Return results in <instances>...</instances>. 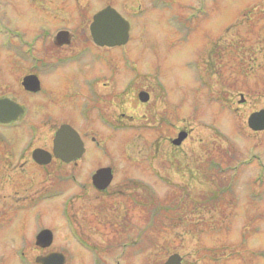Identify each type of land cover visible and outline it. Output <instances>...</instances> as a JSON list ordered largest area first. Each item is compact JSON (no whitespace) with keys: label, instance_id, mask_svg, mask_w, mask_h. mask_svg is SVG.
<instances>
[{"label":"rangeland","instance_id":"1","mask_svg":"<svg viewBox=\"0 0 264 264\" xmlns=\"http://www.w3.org/2000/svg\"><path fill=\"white\" fill-rule=\"evenodd\" d=\"M6 1L0 17L9 27L27 37L49 28L41 43L45 37L51 43L61 28L73 35L83 27L89 39L92 15L106 6L132 23L129 41L105 52L112 55L106 62L115 79L104 88L112 99L103 100V110L127 118L126 129L99 125L93 132L103 145L102 164L115 166L116 181L131 172L137 188L151 191L152 205L173 210L166 231L160 235L158 227L157 237L135 245L128 253L135 256L123 264H162L173 253L181 264H264V179L255 182L264 167V131L247 124L252 112L264 109V0ZM73 37V44L80 43ZM131 78L134 94L124 90ZM139 88L149 93L148 102L138 100ZM149 109L169 118L160 140L161 131L143 119ZM127 114L136 119L122 116ZM177 128L188 136L176 147L170 138ZM85 161L86 171L96 165ZM227 165L236 168L226 174ZM208 196L216 199L207 202ZM80 256L87 264L94 257L89 251Z\"/></svg>","mask_w":264,"mask_h":264},{"label":"flooded vegetation","instance_id":"2","mask_svg":"<svg viewBox=\"0 0 264 264\" xmlns=\"http://www.w3.org/2000/svg\"><path fill=\"white\" fill-rule=\"evenodd\" d=\"M5 3L0 0L2 8ZM41 28L42 33L27 37L0 17V264H41L37 260L55 254L62 255L63 264H87L80 256L84 251L94 255L90 264L128 263L137 241L157 237L152 226L158 219L152 216L151 192L137 188L131 172H121L116 181L115 166L102 164L103 145L93 132L99 125L123 129L128 122L103 110V100L112 99L104 88L115 79L114 66L106 62L112 55L105 52L120 46L94 43L90 23L89 39L85 28L74 29L81 44H73L74 33L63 28L51 43L47 37L41 43L51 33ZM61 31L68 33V43L56 40ZM133 80L125 82V91L135 90ZM140 91L147 92L139 88L136 95ZM143 119L161 131L160 140L169 118L149 109ZM86 157L96 164L89 171ZM104 167L111 169V179L101 187L94 176ZM137 209L143 213L136 231ZM163 215L160 235L166 231ZM9 234L19 239L6 241ZM119 246L116 254H105Z\"/></svg>","mask_w":264,"mask_h":264},{"label":"water","instance_id":"3","mask_svg":"<svg viewBox=\"0 0 264 264\" xmlns=\"http://www.w3.org/2000/svg\"><path fill=\"white\" fill-rule=\"evenodd\" d=\"M90 33L93 41L98 45L115 46L125 43L128 39V23L110 6H107L99 10L93 16V20L90 24ZM56 40L58 43H68V33L61 31L57 34ZM139 99L142 102L147 101L148 94L145 92L139 93ZM242 101V100H241ZM248 127L253 131L264 130V109L250 114L247 119ZM60 136L64 137V131L60 132ZM187 133L180 131L175 139L172 140V144L180 145L186 138ZM110 168L99 169L94 176L101 187H106L111 179ZM55 260V264H63V257L60 254L50 255L44 258H40L41 264H51ZM163 264H181V256L174 253L165 260Z\"/></svg>","mask_w":264,"mask_h":264},{"label":"trees","instance_id":"4","mask_svg":"<svg viewBox=\"0 0 264 264\" xmlns=\"http://www.w3.org/2000/svg\"><path fill=\"white\" fill-rule=\"evenodd\" d=\"M230 169H232V166H230V165H227V167H226V174L230 171ZM229 170V171H228ZM256 182V181H255ZM227 192V191H226ZM216 193V192H215ZM214 194V193H213ZM221 194V193H220ZM206 195H208V194H206ZM210 195V194H209ZM209 198L208 199H206L205 201H209V200H215L216 198L214 197V196H208ZM146 202V200L145 201H143V203H145ZM150 202H151V199H150ZM224 204H225V202H223V204L221 205V206H219V207H217L218 209H221V208H223V207H225L224 206ZM151 212H152V216H154L155 215V217H157L158 218V220L156 221L157 223H156V226H152V227H161L160 226V221H159V219H161V217H163L164 215L163 214H165L166 215V222H167V219H168V214L170 213V210L172 211L173 209L172 208H170V204H169V206H167L168 208H165V207H162L163 209L162 210H160V208H159V206L158 205H152V203H151ZM180 208V207H179ZM216 209V208H215ZM164 212V213H163ZM154 218V217H153ZM166 227V226H165ZM223 250H225V249H223ZM223 250H217V251H219V252H223Z\"/></svg>","mask_w":264,"mask_h":264}]
</instances>
